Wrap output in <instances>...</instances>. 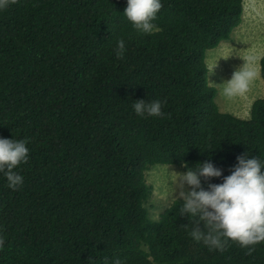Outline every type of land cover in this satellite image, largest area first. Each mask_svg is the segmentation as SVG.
<instances>
[{
	"label": "trees",
	"instance_id": "16d2710c",
	"mask_svg": "<svg viewBox=\"0 0 264 264\" xmlns=\"http://www.w3.org/2000/svg\"><path fill=\"white\" fill-rule=\"evenodd\" d=\"M161 4L151 34L124 15L127 0L0 9V138L28 148L17 190L0 172V264H264V242L248 255L194 241L180 199L158 219L146 211L151 166L210 162L222 176L201 178L204 190L244 154L264 171V94L247 119L220 112L205 63L242 22L243 0ZM140 100L161 101L163 116H138Z\"/></svg>",
	"mask_w": 264,
	"mask_h": 264
},
{
	"label": "clouds",
	"instance_id": "9594fccd",
	"mask_svg": "<svg viewBox=\"0 0 264 264\" xmlns=\"http://www.w3.org/2000/svg\"><path fill=\"white\" fill-rule=\"evenodd\" d=\"M15 2L16 0H0V9ZM161 8V0H127L124 15L137 32L151 34L160 31L153 21ZM231 36L223 42H229ZM124 51L125 42L120 39L115 50L118 59L123 58ZM255 75L245 61L244 66L236 70L229 81L214 85L221 89L223 96L231 98L245 93ZM132 107L140 117L163 116L162 102L159 100L148 103L140 100L133 103ZM27 159L28 148L25 141L0 138V172L6 176L10 189L17 190L22 185V176L13 169L21 163H27ZM183 166L188 168L187 164ZM177 175L180 189L177 197L183 202L181 216L197 218L192 221L190 230L194 241L203 242L210 250L220 251L225 250L229 240L245 248L264 242V171L257 157L249 159L247 154L237 157V165L232 174L225 177L222 184H209L208 190L203 189L201 178L208 180L222 176L221 170L210 162L198 164L195 168H188L186 173ZM185 185L191 190L185 191ZM201 223L206 231L201 230ZM3 244L4 240L0 238V246ZM253 251L254 248H249L247 254L251 255ZM114 264H121V261L116 259Z\"/></svg>",
	"mask_w": 264,
	"mask_h": 264
},
{
	"label": "rangeland",
	"instance_id": "374dc122",
	"mask_svg": "<svg viewBox=\"0 0 264 264\" xmlns=\"http://www.w3.org/2000/svg\"><path fill=\"white\" fill-rule=\"evenodd\" d=\"M264 55V0H243L242 22L229 42L208 50L205 63L208 68V83L217 90L215 102L223 113L247 119L252 104L262 98L264 85L260 76V59ZM256 73L243 94L227 98L215 85L232 78L233 73L245 64ZM215 84V85H214ZM186 173L182 166L154 165L145 172L146 183L151 187V196L145 204L148 216L158 219L171 205L179 192V177ZM191 189L185 185V191Z\"/></svg>",
	"mask_w": 264,
	"mask_h": 264
}]
</instances>
